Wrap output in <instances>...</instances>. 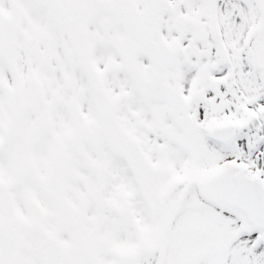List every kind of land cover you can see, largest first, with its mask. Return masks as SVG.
Segmentation results:
<instances>
[{
  "label": "snow or ice",
  "instance_id": "6c2138e0",
  "mask_svg": "<svg viewBox=\"0 0 264 264\" xmlns=\"http://www.w3.org/2000/svg\"><path fill=\"white\" fill-rule=\"evenodd\" d=\"M0 264H264V0H0Z\"/></svg>",
  "mask_w": 264,
  "mask_h": 264
}]
</instances>
